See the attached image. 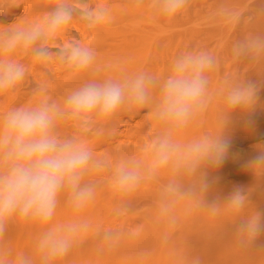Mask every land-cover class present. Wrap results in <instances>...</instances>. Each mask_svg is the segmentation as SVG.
Returning a JSON list of instances; mask_svg holds the SVG:
<instances>
[{
  "label": "clouds",
  "instance_id": "1",
  "mask_svg": "<svg viewBox=\"0 0 264 264\" xmlns=\"http://www.w3.org/2000/svg\"><path fill=\"white\" fill-rule=\"evenodd\" d=\"M189 0H135L154 18L170 20L181 13ZM40 19L31 23L0 25V95L14 90L24 79L27 67L19 59L59 61L73 73L91 68L94 51L78 42L58 48L53 43L74 21L94 27L110 18L111 0L90 6L86 0H45ZM18 6V0H0V11ZM219 16L238 22L240 13L221 4ZM232 56L239 62L264 60V34H251L235 41ZM218 57L205 49H189L177 54L165 76L138 71L120 78L89 79L70 92L62 102L44 99L32 105L13 107L0 114V264H59L92 225L83 213L95 200L98 184L90 175L108 167V158L98 156L83 133L110 121L121 111L148 109L158 126L156 135L141 155H131L112 168L109 187L120 203L114 212H127L126 201L141 186L168 175L159 205L160 219L175 224L182 212L204 213L211 217L239 218L233 244L247 252L264 234V211L249 208L248 195L237 187L221 205L206 202L209 191L206 169L218 168L225 160L229 140L218 134L187 136L191 128L214 102L222 104L220 125L230 122L239 109L250 111L257 102V83L225 77L215 83ZM62 125L76 131L60 132ZM247 167L264 173V146L248 161ZM185 181L188 183L185 184ZM187 198L183 208L176 197ZM63 199L73 218L55 223ZM13 221L34 224L38 231L30 250H16L6 242ZM98 232V230H97ZM119 228L103 231L109 248L119 242ZM162 242L169 240L162 233ZM178 264H203L200 256H183Z\"/></svg>",
  "mask_w": 264,
  "mask_h": 264
},
{
  "label": "rangeland",
  "instance_id": "2",
  "mask_svg": "<svg viewBox=\"0 0 264 264\" xmlns=\"http://www.w3.org/2000/svg\"><path fill=\"white\" fill-rule=\"evenodd\" d=\"M121 1L127 2L111 0V3ZM130 1L134 6L130 11L106 19L103 25L89 27L74 20L53 43V48L65 45L64 37L68 43L78 42L90 47L95 53V62L86 71L76 74L57 60L56 63L52 59L40 62L20 56L27 67L26 75L14 90L0 95V114L44 99L62 102L70 92L93 78H120L138 71L163 77L171 60L180 52L208 50L220 62L213 76L215 83L225 77L250 80L257 83L258 92L254 107L250 111L235 110L227 125L219 124L217 114L222 104L214 102L187 130L189 137L218 134L229 140L223 163L218 168L206 169L210 188L204 199L206 202L217 200L223 205L233 190L240 187L248 195L249 208L264 211V173L247 167L248 161L264 146V60L239 62L231 51L235 41L251 34H264V0H189L187 7L170 20L154 18L145 6ZM76 2L79 4V0ZM105 2L86 0L90 6ZM221 4L238 11L239 21L230 22L219 16ZM6 21L0 14V25H5ZM80 29L86 31V37L81 35ZM57 69H61V77ZM59 130L64 135L76 131L70 125H62ZM157 131V124L145 108L121 111L110 121L83 133L95 153L108 158L109 166L90 175V179L97 182L98 191L83 218L92 228L81 235L79 243L59 264H178L180 257L193 255L200 256L203 264H264V234L247 252L234 246V230L239 218L231 221L227 216L211 217L185 211L175 224L163 222L158 213L162 188L168 182L167 174L144 183L126 201L127 212L120 216L115 214L120 200L109 187L113 166L128 156L143 154ZM176 201L179 208L187 204L183 196H177ZM71 218V209L61 199L54 222L64 223ZM108 228H119L122 232L119 242L111 248L102 239L103 231ZM37 231L34 224L13 221L5 239L12 248L27 251L32 248ZM166 231L169 240L165 244L161 237Z\"/></svg>",
  "mask_w": 264,
  "mask_h": 264
},
{
  "label": "bare ground",
  "instance_id": "3",
  "mask_svg": "<svg viewBox=\"0 0 264 264\" xmlns=\"http://www.w3.org/2000/svg\"><path fill=\"white\" fill-rule=\"evenodd\" d=\"M93 1V0H92ZM99 1V0H98ZM102 1V0H101ZM107 1V0H106ZM127 2H118L116 4L113 5L112 7V11H111V15L110 18L108 19H112L113 16H121L124 13L130 11L134 6L130 3V0H124ZM101 3V2H100ZM46 4H45V0H18V6L17 7H12L9 8L7 10L4 11H0V14L5 17V19H7V23L3 26H8L11 25L15 22H19V23H31L33 21H36L38 19H40V17L42 16L43 12L46 10ZM19 11V12H15V11ZM4 19V18H3ZM107 19V20H108ZM105 24V22H102L101 25ZM82 28V27H81ZM83 29V28H82ZM81 30V35L86 37V31L85 30ZM80 36V35H79ZM99 37V35H98ZM86 39V38H85ZM63 43L64 44H68V41L66 40V38L62 37ZM126 47V46H125ZM123 50V48H122ZM119 51V49L117 50V52ZM126 52V51H125ZM54 61V62H53ZM53 63H56L55 59H52ZM54 65V64H53ZM141 66V65H140ZM32 70V69H31ZM61 70V69H60ZM60 70H56L57 74L61 77V72ZM55 74V72H54ZM44 81V80H43ZM15 101V100H14ZM12 107V106H11ZM138 113V112H137ZM119 120V119H118ZM136 121V120H135ZM129 127V126H128ZM118 128V127H117ZM116 128V129H117ZM114 129V128H113ZM125 129V128H124ZM121 132V131H120ZM238 145V144H237ZM236 145V146H237ZM239 147H241L240 145H238ZM243 147V146H242ZM109 150V149H108ZM241 150V149H240ZM91 260V259H90Z\"/></svg>",
  "mask_w": 264,
  "mask_h": 264
}]
</instances>
